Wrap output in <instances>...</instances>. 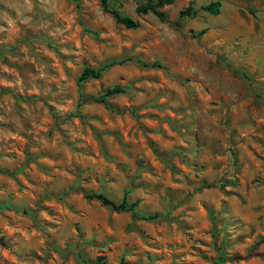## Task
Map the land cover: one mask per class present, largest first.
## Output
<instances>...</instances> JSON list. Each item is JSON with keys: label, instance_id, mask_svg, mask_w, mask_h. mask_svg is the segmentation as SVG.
<instances>
[{"label": "rangeland", "instance_id": "rangeland-1", "mask_svg": "<svg viewBox=\"0 0 264 264\" xmlns=\"http://www.w3.org/2000/svg\"><path fill=\"white\" fill-rule=\"evenodd\" d=\"M107 1L0 0V264H264V0Z\"/></svg>", "mask_w": 264, "mask_h": 264}, {"label": "trees", "instance_id": "trees-1", "mask_svg": "<svg viewBox=\"0 0 264 264\" xmlns=\"http://www.w3.org/2000/svg\"><path fill=\"white\" fill-rule=\"evenodd\" d=\"M175 0H146V2L141 3L137 6L136 12L138 14H147L151 13L156 18H158L161 22H166V15L162 11L164 6L172 5ZM100 4L104 11H108V1L107 0H100ZM220 3L219 2H212L209 5L202 6L201 10L210 14V15H217L219 13ZM195 14V10L188 6L182 9L179 13L180 16H193ZM113 18L118 24L123 25L125 28L128 29H135L138 27V23L127 16H122L117 12H112ZM202 33V32H201ZM107 66L101 69H91L89 67H84L81 75L78 79V84L81 85L83 82L87 81L88 79H98L102 72L106 69ZM122 92L121 88L113 87L108 89L102 96L99 98L93 99V101L97 103L103 104L105 107L109 108L107 98L112 97L114 95L120 94ZM89 100V99H87ZM87 198L95 199L99 201L103 206H107L112 208L115 211H131L134 212V209L137 205V202L133 203L132 205H128L126 199L123 198L120 203L115 204L111 201L108 197L103 194H88L86 195ZM153 217H146L145 219H153Z\"/></svg>", "mask_w": 264, "mask_h": 264}]
</instances>
